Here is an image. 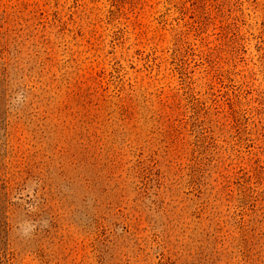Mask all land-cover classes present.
<instances>
[{
	"label": "rangeland",
	"instance_id": "1",
	"mask_svg": "<svg viewBox=\"0 0 264 264\" xmlns=\"http://www.w3.org/2000/svg\"><path fill=\"white\" fill-rule=\"evenodd\" d=\"M0 264H264V0H0Z\"/></svg>",
	"mask_w": 264,
	"mask_h": 264
}]
</instances>
